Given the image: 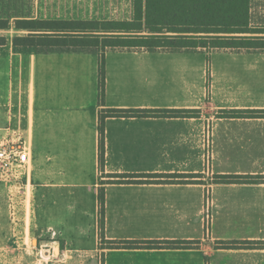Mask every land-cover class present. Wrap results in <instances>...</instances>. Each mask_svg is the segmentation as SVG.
<instances>
[{
  "label": "crops",
  "instance_id": "crops-1",
  "mask_svg": "<svg viewBox=\"0 0 264 264\" xmlns=\"http://www.w3.org/2000/svg\"><path fill=\"white\" fill-rule=\"evenodd\" d=\"M5 44L0 127L25 128L32 153L23 204L0 205V264H264V182L214 181L264 176V117L254 112L264 110V50L107 49L101 103L97 52ZM132 109L146 111L104 118L100 164V114ZM141 173L197 176H123Z\"/></svg>",
  "mask_w": 264,
  "mask_h": 264
},
{
  "label": "trees",
  "instance_id": "trees-1",
  "mask_svg": "<svg viewBox=\"0 0 264 264\" xmlns=\"http://www.w3.org/2000/svg\"><path fill=\"white\" fill-rule=\"evenodd\" d=\"M251 0H132L133 15L125 20L36 19L30 17L28 5L19 0H0V31L13 21L23 35L12 37V46L21 51H95L99 54L98 96H104V52L107 49L182 50H264V26L250 23ZM6 43L0 34V45ZM146 110H108L100 114V164H103V120L112 114H136ZM166 116H190L194 110L166 109ZM264 117V110H255ZM140 114V113H139ZM230 115L229 112L224 113ZM232 114H236L233 112ZM128 178L153 177L156 182H192L193 174H129ZM186 178V179H185ZM126 181H134L128 179ZM150 182L151 180H139ZM215 182H264V176L218 175ZM103 183V182H102ZM103 217L104 192L98 193ZM141 241H127L126 246H140ZM166 246L187 247L183 241H164ZM146 246H156L149 241Z\"/></svg>",
  "mask_w": 264,
  "mask_h": 264
},
{
  "label": "rangeland",
  "instance_id": "rangeland-1",
  "mask_svg": "<svg viewBox=\"0 0 264 264\" xmlns=\"http://www.w3.org/2000/svg\"><path fill=\"white\" fill-rule=\"evenodd\" d=\"M8 1V0H7ZM28 5V15L36 19H83V20H125L131 19L133 15L132 0H19ZM251 16L253 26H264V0L251 1ZM25 30L14 27L13 21L8 29L1 30L0 34L6 38V44L12 45V37L25 34ZM5 44V45H6ZM24 52V51H23ZM26 52V51H25ZM92 55L89 51L83 52ZM4 58H0V71H4ZM39 77V74H38ZM37 145V144H36ZM14 190V189H13ZM13 190H9L0 183V205L7 206ZM17 195L16 205L23 204L21 193ZM210 193L205 192L203 207L211 215V204L209 206ZM204 215V213H203ZM209 228V223L207 224ZM35 249V248H34Z\"/></svg>",
  "mask_w": 264,
  "mask_h": 264
},
{
  "label": "built area",
  "instance_id": "built-area-1",
  "mask_svg": "<svg viewBox=\"0 0 264 264\" xmlns=\"http://www.w3.org/2000/svg\"><path fill=\"white\" fill-rule=\"evenodd\" d=\"M211 133H205V156L210 158ZM31 140L27 130L20 125L8 122L0 127V182L10 190L19 193L22 181L28 176V168L31 162ZM15 199L10 198L9 206L16 205ZM211 200L209 199V206ZM211 215L204 207V220L210 224Z\"/></svg>",
  "mask_w": 264,
  "mask_h": 264
}]
</instances>
